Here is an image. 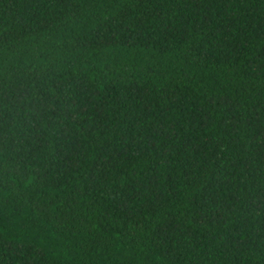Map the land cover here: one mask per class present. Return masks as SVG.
<instances>
[{
	"label": "trees",
	"instance_id": "obj_1",
	"mask_svg": "<svg viewBox=\"0 0 264 264\" xmlns=\"http://www.w3.org/2000/svg\"><path fill=\"white\" fill-rule=\"evenodd\" d=\"M0 264H264V0H0Z\"/></svg>",
	"mask_w": 264,
	"mask_h": 264
}]
</instances>
